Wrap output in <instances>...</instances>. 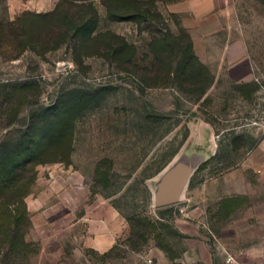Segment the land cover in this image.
<instances>
[{
	"label": "rangeland",
	"instance_id": "1",
	"mask_svg": "<svg viewBox=\"0 0 264 264\" xmlns=\"http://www.w3.org/2000/svg\"><path fill=\"white\" fill-rule=\"evenodd\" d=\"M62 1L0 0V19L50 13ZM95 6L103 36L93 43L71 38L46 53L0 55V147L27 126L45 144L23 176L30 254L20 264H202L199 249L248 207L264 237V0H232L233 37L253 65L248 83L230 77L246 68L219 70V61L215 75L194 68L168 80L159 68L170 60L154 34L109 21L101 0ZM158 8L165 22L152 26L185 42L180 16ZM107 33L132 49L107 55ZM63 126L73 131L69 152L56 146ZM178 159L206 162L178 204L156 208V183ZM249 174V200L230 199L229 189L249 187Z\"/></svg>",
	"mask_w": 264,
	"mask_h": 264
},
{
	"label": "trees",
	"instance_id": "2",
	"mask_svg": "<svg viewBox=\"0 0 264 264\" xmlns=\"http://www.w3.org/2000/svg\"><path fill=\"white\" fill-rule=\"evenodd\" d=\"M182 0H101L107 9L109 21L133 22L138 26L144 25L150 31L153 45L165 46L164 56L170 62L159 68V72L166 69L168 80L183 78L189 71L197 68L204 74L211 76L210 70L198 59L193 48L191 36L185 29L179 28V33L185 42L171 31L162 33L154 28L152 23L160 24L165 20L159 12L158 4L175 3ZM77 3V4H74ZM63 0L57 8L46 14L25 12L15 20L0 19V55H18L26 50L35 53H46V46L62 43L74 39L75 43H93L101 35L99 33L100 18L95 6V0ZM125 8V14H119ZM45 28V30H43ZM108 43L104 48L107 55H117L120 50L132 49L125 39L112 33H107ZM10 53V54H8ZM155 62H159V54H155ZM157 67V66H156ZM155 67V68H156ZM156 70V69H155ZM214 79V78H213ZM145 81V79H144ZM147 81V80H146ZM21 138L15 144L4 143L0 147V252H4L1 264H20L30 254V247L26 242V228L29 225L23 191L25 173L34 171L40 160L39 151L45 146L43 137L38 130L27 126ZM37 136V137H36ZM73 131L67 126L58 133V147H68L72 151Z\"/></svg>",
	"mask_w": 264,
	"mask_h": 264
},
{
	"label": "crops",
	"instance_id": "3",
	"mask_svg": "<svg viewBox=\"0 0 264 264\" xmlns=\"http://www.w3.org/2000/svg\"><path fill=\"white\" fill-rule=\"evenodd\" d=\"M165 5H171V12L180 16V27L191 36L196 56L212 74L215 75L213 61H219V70L233 65L246 68L245 77L230 75L232 81H253V65L250 55L247 56L246 43L233 37L232 0H182ZM216 79L220 78L216 76ZM250 182L249 174V187L229 189L230 199L249 200L253 191ZM255 214V209L249 207L236 209L227 226L219 230L212 246L203 245L199 249L201 263L264 264V237L255 233ZM230 255L235 259L233 263L228 262Z\"/></svg>",
	"mask_w": 264,
	"mask_h": 264
},
{
	"label": "water",
	"instance_id": "4",
	"mask_svg": "<svg viewBox=\"0 0 264 264\" xmlns=\"http://www.w3.org/2000/svg\"><path fill=\"white\" fill-rule=\"evenodd\" d=\"M205 162L197 164L192 160L178 159L168 167L155 186V207L163 208L178 204L193 174Z\"/></svg>",
	"mask_w": 264,
	"mask_h": 264
},
{
	"label": "built area",
	"instance_id": "5",
	"mask_svg": "<svg viewBox=\"0 0 264 264\" xmlns=\"http://www.w3.org/2000/svg\"><path fill=\"white\" fill-rule=\"evenodd\" d=\"M234 260H235L234 257L230 255L229 258H228V262L229 263H233Z\"/></svg>",
	"mask_w": 264,
	"mask_h": 264
}]
</instances>
